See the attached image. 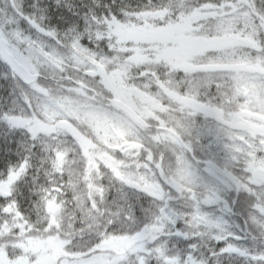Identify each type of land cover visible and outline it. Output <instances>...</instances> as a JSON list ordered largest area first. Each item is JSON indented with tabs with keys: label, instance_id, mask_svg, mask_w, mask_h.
<instances>
[{
	"label": "rangeland",
	"instance_id": "1",
	"mask_svg": "<svg viewBox=\"0 0 264 264\" xmlns=\"http://www.w3.org/2000/svg\"><path fill=\"white\" fill-rule=\"evenodd\" d=\"M224 3L228 4L219 9L201 7L192 14V19L202 21L199 30L185 22L187 19L183 16L180 22H175L176 17L171 21L164 19L159 25L146 24L136 16L127 22L113 19L104 32L112 40L109 51L90 48L68 33L60 35L66 42L62 49L32 32L8 12L4 16L0 13V37L8 41L9 51L31 73L43 71V75L49 76L57 70L64 77L71 72L76 77L78 73L92 88L96 87L92 77H99L112 98L124 101L146 121L176 131L186 144L200 141L199 132L205 131L206 137L223 153V164L241 165L243 187L255 199L253 206L258 212L249 210L248 215L255 227L262 230L264 183L253 179L251 169L264 168V133L251 131V124L241 117L249 115L254 126L264 125V25L254 16L249 0H224ZM204 18L209 19L207 24ZM51 30L57 34L55 29ZM239 37H248L254 44L244 45L239 42ZM161 64L169 72L178 74L174 83L165 84L164 80L147 77L148 71L153 72V68ZM137 65H146L148 71L139 73ZM154 75L157 74L154 72ZM215 78L226 79L228 87L221 91L224 97L226 95L227 109L210 104L214 94L204 100L192 97L198 95L201 83L209 85ZM178 85L186 93L180 91ZM31 89L35 94V116H12L9 121L25 126L37 135L72 136L83 156L91 147L109 151L94 163L97 172L98 165L116 161L114 157H107L114 151L122 157H117V161L126 164L127 157L137 155L139 151L136 150L144 141L150 142L148 147H164L170 156L144 150L146 159L141 161L142 167L136 161L134 165L118 170L129 187L165 200L167 193L160 184L159 174L167 172L166 181L174 192L188 193L197 189L211 202H222L221 199H225L223 193L227 190L230 193L229 189L233 188L225 180L216 178L209 169L190 162L175 137L165 132L146 133L128 116L111 105L101 104L86 90L64 85L47 86L40 82L33 84ZM197 101L203 105H198ZM172 107L189 119L175 115ZM197 115L209 118L201 120L195 118ZM191 130L198 132V137ZM54 152L55 166L65 167L68 151L54 148ZM19 176L20 170H10L0 181V192L10 191L11 183ZM230 201H226L224 210L222 207L206 210L193 201L178 207L157 203V210L164 213L168 222L161 224L160 220L154 219L132 236L104 235L87 256L69 253L66 241L63 243V239L52 232V235L40 233L46 228L42 226L46 216L49 217L45 219L46 226L61 217L63 208L57 196L49 195L46 210L34 215L18 216L15 203L7 202V207L15 212H9L6 217L5 231L15 238L0 242V264H113L129 253L138 255L141 251H150L149 243L154 242L170 223L171 230L179 235L209 233L220 239L224 249H246L242 241L245 228L225 215ZM240 238L242 242H239Z\"/></svg>",
	"mask_w": 264,
	"mask_h": 264
},
{
	"label": "trees",
	"instance_id": "2",
	"mask_svg": "<svg viewBox=\"0 0 264 264\" xmlns=\"http://www.w3.org/2000/svg\"><path fill=\"white\" fill-rule=\"evenodd\" d=\"M249 2L254 16L264 25V0H249ZM226 4L228 3H224V0H0V13H4V16L8 12L13 17H17L32 32L38 33L62 49L66 42L61 40L60 35L68 33L72 37H78L82 44L90 48L109 51L111 47L109 43L112 40L110 35L108 37L104 32L107 31L109 21L113 19L127 22L136 16L146 24L159 25L164 19L171 21L176 17L178 19L175 22H180L183 16L185 20L187 19L185 22H190L191 27L199 30L201 19L199 21H196V18L192 19L194 17L192 14L197 9L201 7L219 9ZM208 20L204 18L203 21L207 24ZM38 29L46 31L51 36L40 33ZM51 29H55L57 34L55 35ZM136 68L139 73L148 71L146 65H137ZM153 69V72H147V77L164 80L165 84L174 83V78L178 77L177 73L169 72L163 64ZM154 72L160 78L154 75ZM72 73L64 77L56 70L52 75H44L38 82L47 86L64 85L76 88H78L76 82H81L86 86L83 90L90 95L93 94L101 104L110 106L111 93L103 87L99 77L90 76L96 80L94 85L96 87L92 88L82 80V76H78L77 73L75 77ZM197 75L201 76V74ZM200 85L198 95H192L194 99H208L212 91L215 97L209 102L216 107H227V103L224 102L226 95L224 97L221 91L227 87L224 81L215 79L209 85L206 83ZM176 87L179 89V85ZM179 90L185 91L182 86ZM204 93L208 96H202ZM34 96L31 86L23 84L0 56V181L10 170H20V176L11 183V190L4 194L0 192V242L15 238L5 231L6 217L9 212H15L14 209L7 207V202L15 203L17 208L15 213L18 216L34 215L46 210L49 195L57 196L63 208L61 217L46 226L45 219H49L46 216L42 220V226L46 228L40 233L46 235L52 232L62 238L63 243L64 240L66 241L69 253L87 256L92 254L93 246L104 235L132 236L149 226L154 219L160 220V223L168 222L164 213L157 210V203H163L164 207L173 204L178 207L182 204L185 206L195 199L206 210L219 207L224 210L229 199L231 200L229 210L225 215L245 228H242L245 231L242 241L246 249H224L220 239L209 233L188 237L179 235L171 230L170 223L162 229L154 242L149 243L152 247L150 251H141L138 255L129 253L113 264H264V229L255 227L252 218L248 215L249 210L255 212L253 196L244 194L242 190L234 200L231 189L228 196L221 199L222 202L217 200L211 202L201 196V192L200 194L196 191L176 193L166 181L167 172L159 174L160 184L167 193L165 200L129 187L127 180L120 176L118 170L127 165H134L136 161L142 167L141 161L144 162L146 159L144 150L150 149V152L169 157L164 147L153 145L148 147L150 142L142 141L136 150L139 151L137 155L127 157L126 164L117 161V157H122L114 151L107 157L111 159L114 157L116 161L107 165H98L97 172L94 163L98 162L104 153H110L109 151L94 150L91 147L85 157L72 136L37 135L25 126L15 125L9 121L12 116L27 118L35 116ZM172 108L174 114L181 119H189L175 107ZM143 130L152 135L161 133L155 128ZM54 148L68 151V162L65 167L55 166ZM240 166L239 163L232 164L229 170L236 179L244 182V174ZM232 207L234 213L230 211ZM237 211L242 218L236 215ZM255 213L258 214L257 211ZM250 230L253 233L249 232ZM68 239L69 243H67ZM242 241L240 238L239 242Z\"/></svg>",
	"mask_w": 264,
	"mask_h": 264
},
{
	"label": "water",
	"instance_id": "3",
	"mask_svg": "<svg viewBox=\"0 0 264 264\" xmlns=\"http://www.w3.org/2000/svg\"><path fill=\"white\" fill-rule=\"evenodd\" d=\"M239 42L245 45H253V41L250 40L247 37H241L239 38ZM0 55L1 58L8 64L9 68L20 78V80L25 84H32L38 80L40 77V74L38 73H31L28 68H26L23 64H21L14 55L8 50V43L7 41L0 37ZM80 86H84L83 84H78ZM109 102L112 106L126 114L128 117H130L134 122H136L138 125L147 128L149 126L148 122L145 121L140 115H138L130 106H128L124 101L118 98H111L109 99ZM169 132L177 137L182 145L185 147L186 145L180 138V136L175 133L172 130H169ZM204 163L211 167L217 174L226 177L231 182H234V179L224 170H222L217 164L211 161H204ZM253 176L256 181H259L260 183H264V168L256 167L253 169ZM236 185V184H235ZM237 189L238 186L236 185Z\"/></svg>",
	"mask_w": 264,
	"mask_h": 264
},
{
	"label": "flooded vegetation",
	"instance_id": "4",
	"mask_svg": "<svg viewBox=\"0 0 264 264\" xmlns=\"http://www.w3.org/2000/svg\"><path fill=\"white\" fill-rule=\"evenodd\" d=\"M222 81H224V83L226 82V79H221ZM205 102H209V101H205ZM197 104L198 105H203V103L202 102H199V101H197ZM205 105V104H204ZM224 109H227L226 107H223ZM227 112V111H226ZM200 116V119L201 120H204V119H207V117L206 116H203V115H199ZM242 119H246V121L247 122H249L250 124H251V131H253V132H256V133H264V125L263 126H258V127H256V125L254 126V124L252 123V122H250V119H251V117H249V115H244V116H242L241 117ZM223 125V124H222ZM165 132H167L166 130H164ZM191 132L192 133H194L196 136L195 137H198V132H196V131H192L191 130ZM204 132L205 131H203V133H200L199 132V134H200V138L202 139V138H206V140H208V138L206 137V135L204 134ZM168 133V132H167ZM213 147V150H212V153L210 154V156H212V159H214V161H216L217 163H219L220 165H223V162H222V158H223V160H225L224 159V155H223V153L222 152H220L221 150L218 148V146H215V145H213L212 146ZM191 148V150H190V153H191V157H192V161H193V163L194 164H196L197 166H200V167H202V168H207V169H209L210 171V173H212L216 178H218V179H220V180H222V178L221 177H219V175H217L216 173H214L209 167H207L205 164H204V162H202V161H204V160H206L207 159V157L204 155V154H202L201 153V150L204 148V147H202V146H199V143H197V140H195V141H193L192 142V146L190 147ZM221 154V155H220ZM218 155H220V156H218ZM228 165V164H227ZM232 164H229L228 166H231ZM236 169H238V167H236ZM244 174V173H243ZM243 177V176H242ZM242 180H240V182H239V184H240V186H242V182H241ZM241 190V189H240ZM228 194H229V191H226V192H224L223 193V195L224 196H228ZM232 194H234V200H236L237 198H235V196H236V190H235V188L233 187V189H232ZM245 194V193H244ZM236 208V207H235ZM231 213H234V207H232L231 208ZM236 215L237 216H239V218H242V215L239 213V211H237V213H236Z\"/></svg>",
	"mask_w": 264,
	"mask_h": 264
}]
</instances>
